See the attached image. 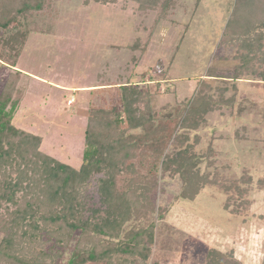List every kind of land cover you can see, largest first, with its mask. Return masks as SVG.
Returning <instances> with one entry per match:
<instances>
[{"label":"rangeland","instance_id":"1","mask_svg":"<svg viewBox=\"0 0 264 264\" xmlns=\"http://www.w3.org/2000/svg\"><path fill=\"white\" fill-rule=\"evenodd\" d=\"M233 4L234 0H202L199 4L179 0L165 19H158L156 12L139 13L133 3L101 6L84 5L83 0H59L22 29L26 35L14 70L22 72L27 93L13 123L40 136L42 152L78 168L89 108L119 106V86L128 82L147 89L150 113L171 125L175 134L179 110L203 81L211 87L213 97L226 86L225 98L234 94L236 104L247 100L261 107L262 78L225 82L206 76L209 68L229 76L239 64L235 56L238 48L220 44ZM137 39L139 46L133 49ZM11 68H0V92ZM235 113V107L209 113L204 127L196 132L199 143L194 151L210 156L214 163L209 171L214 172L215 166L222 179L239 178L245 166L255 178L264 177V144L235 138L237 130L244 134V125L250 130L258 128L256 138L264 139V123L255 111L250 115L246 111L239 116ZM133 131L128 133H140ZM248 131L254 137L252 130ZM173 149L170 141L166 153ZM206 165L204 160L198 167L203 171ZM98 177L84 193L88 209L101 207ZM156 181V205L164 213L161 220L156 214L150 218L155 222V235L145 264H207L210 248L232 252L237 264H264V254L255 253L259 252V224L240 223L251 212L258 217L264 212L262 198L236 216L224 210L227 194L219 187L207 186L189 202L178 197L182 186L178 176L160 173ZM122 186L120 178L117 187ZM251 190L258 188L255 185ZM88 215L89 211L85 213ZM249 238L255 239L254 254L246 247Z\"/></svg>","mask_w":264,"mask_h":264},{"label":"trees","instance_id":"2","mask_svg":"<svg viewBox=\"0 0 264 264\" xmlns=\"http://www.w3.org/2000/svg\"><path fill=\"white\" fill-rule=\"evenodd\" d=\"M58 1L0 0V68H13L0 92V264H145L155 235L150 218L156 214L161 220L164 213L156 205L160 173L179 177L182 200L192 202L203 188L215 186L227 194L224 210L247 211L252 187L264 189V179L254 180L247 169L237 179H222L215 166L214 172L209 171L213 159L194 151L199 143L196 132L209 113L235 107L238 116L255 111L264 118V106L259 109L244 99L243 105L242 100L236 104L234 94L225 98L226 86L213 97L203 81L179 110L175 134L170 124L150 113L147 89L131 82L120 85L119 106L89 108L78 168L42 152L40 136L15 126L14 114L27 93L22 72L14 70L26 35L22 29ZM178 1L83 3H133L139 13L156 12L158 19H165ZM224 27L220 44L238 48L239 64L229 76L217 74L214 68L206 76L225 82L245 77L264 81V0H234ZM136 42L133 49L139 46ZM131 130L140 133H128ZM235 136L243 137L239 131ZM170 141L174 149L166 153ZM204 160L202 171L198 166ZM96 175L101 207L88 209L84 193ZM120 178L122 189L117 187ZM206 258L207 264H237L232 252L214 248L208 249Z\"/></svg>","mask_w":264,"mask_h":264},{"label":"crops","instance_id":"3","mask_svg":"<svg viewBox=\"0 0 264 264\" xmlns=\"http://www.w3.org/2000/svg\"><path fill=\"white\" fill-rule=\"evenodd\" d=\"M72 100V99H71ZM70 99H69V101H71ZM264 106V104L263 105H261V107L258 105V107H259V109L260 108H262ZM256 113V112H255ZM258 113V112H257ZM247 115H250V114H248L247 113ZM259 115V114H258ZM259 117L261 118H259L263 123H264V118L262 117V116H260L259 115ZM255 129V130H254ZM258 128H256V127H252V132L254 133V137H251L250 135H249V133H247V131L248 132H250L251 130H250V127H246V126H242L241 127V130L243 131V133L244 134H241V135H243V137H238V138H236V136H235V138L237 139V140H240V141H246V142H249V141H254V143H259V144H264V139H261V138H256V136H255V132H256V130H257ZM237 131H239V130H237ZM235 135H236V133H235ZM246 167V166H245ZM245 167H243L242 168V171H243V169H247L248 171H251V169L248 167V168H245ZM263 168H264V164H263ZM253 171V170H252ZM250 174L252 175V177H254L253 176V172H250ZM257 179H264V177L263 176H261V177H259V178H255L254 177V180H257ZM257 193H260V194H257ZM262 198V200H264V189H258L256 192H254V191H250V193H249V200L251 201L250 202V205H252V203H254L256 200H258V199H261ZM249 205V206H250ZM247 211H249V207H248V209H247ZM248 213V212H247ZM246 213V214H247ZM260 216L258 217V216H255L252 212H251V214L250 215H248L247 217H245V219H244V217L240 220V223L241 224H247L248 225V223H257V224H259V227L261 228L260 229V231H261V233H260V237H259V252H256L255 250H253V249H255L254 248V244L255 243H253L254 242V240L255 239H252V238H249V244H246V247L249 249L248 251H251V252H248V253H252V254H254L252 251H255V253H257V254H264V212L263 213H260L259 214ZM236 216H238V214H236ZM247 218V219H246ZM246 229V228H245ZM244 229V230H245ZM247 235L249 236V234H248V232H247ZM253 236V235H252ZM248 238V237H247ZM257 242V243H258ZM261 255V256H262Z\"/></svg>","mask_w":264,"mask_h":264}]
</instances>
